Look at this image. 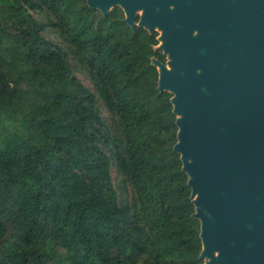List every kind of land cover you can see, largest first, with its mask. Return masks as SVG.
<instances>
[{
    "label": "trees",
    "instance_id": "1",
    "mask_svg": "<svg viewBox=\"0 0 264 264\" xmlns=\"http://www.w3.org/2000/svg\"><path fill=\"white\" fill-rule=\"evenodd\" d=\"M87 0H0V264H203L159 33Z\"/></svg>",
    "mask_w": 264,
    "mask_h": 264
},
{
    "label": "water",
    "instance_id": "2",
    "mask_svg": "<svg viewBox=\"0 0 264 264\" xmlns=\"http://www.w3.org/2000/svg\"><path fill=\"white\" fill-rule=\"evenodd\" d=\"M159 33L203 264H264V0H87ZM139 15V21L136 19Z\"/></svg>",
    "mask_w": 264,
    "mask_h": 264
},
{
    "label": "flooded vegetation",
    "instance_id": "3",
    "mask_svg": "<svg viewBox=\"0 0 264 264\" xmlns=\"http://www.w3.org/2000/svg\"><path fill=\"white\" fill-rule=\"evenodd\" d=\"M139 21V15H138V17H137V19H136V22H138Z\"/></svg>",
    "mask_w": 264,
    "mask_h": 264
}]
</instances>
